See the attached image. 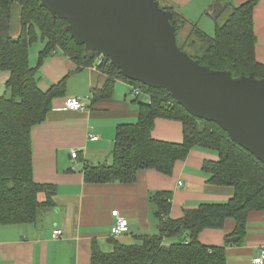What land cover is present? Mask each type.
<instances>
[{
	"label": "trees",
	"instance_id": "trees-1",
	"mask_svg": "<svg viewBox=\"0 0 264 264\" xmlns=\"http://www.w3.org/2000/svg\"><path fill=\"white\" fill-rule=\"evenodd\" d=\"M158 2L172 14L170 24L176 29L179 49L200 65L229 71L234 78L252 74L264 79V65L255 57L253 10L257 0H248L237 8H232L229 0H214L206 13L215 22L212 36L185 20L172 5L163 0ZM14 6L19 8L17 38L10 35ZM66 25L64 20L53 19L39 0H0V71L9 72L5 93L0 97V227L34 224L41 209L52 206L54 186L38 184L33 179L31 131L45 121L52 101L64 96L67 77L41 91L38 71L43 61L59 50L80 70L91 67L102 57L97 70L105 75V81L102 88L93 91L92 104L111 100L116 83L123 81L131 88L130 104L138 115L133 123L117 125L110 163L83 165L84 183L130 185L145 170L170 176L177 162L184 161L192 149L200 148L218 158L203 163L208 183L231 188L233 195L223 203L199 204L185 210L180 218L172 219L171 193L152 192L148 204L158 222V234L140 236V243L131 245L110 239V252H103L92 243L89 264H226L225 249L241 244L246 236L248 215L264 213V165L231 141L216 123L187 113L167 90L130 81L107 58L97 52L86 53L85 47L75 44L64 31ZM38 35L43 48L37 54L36 64L31 66L29 49ZM197 45L199 55L195 52ZM133 90H138L139 95H134ZM157 119L180 122L182 141L154 139L152 130ZM40 194L44 195V201H39ZM226 220L235 223L233 233L226 239L238 237L237 242L227 244L225 239L223 246L211 247L199 241L202 231L221 230Z\"/></svg>",
	"mask_w": 264,
	"mask_h": 264
},
{
	"label": "crops",
	"instance_id": "crops-1",
	"mask_svg": "<svg viewBox=\"0 0 264 264\" xmlns=\"http://www.w3.org/2000/svg\"><path fill=\"white\" fill-rule=\"evenodd\" d=\"M213 1L163 0L185 20L211 35L215 22L206 13ZM246 1L229 0V4L237 8ZM253 24L255 57L264 65V0H257ZM19 33V8L14 6L10 35L17 38ZM29 58H32L30 53ZM38 73V88L43 92L67 77L64 96L52 101L45 121L31 131L33 179L38 184L53 185L55 193L52 206L41 209L36 223L0 227V264H89L92 243L103 252L112 251L110 239L124 245L140 243L138 237L158 233L157 221L148 204V195L152 192L171 193L169 215L172 219L180 218L185 210L199 204L223 203L232 197L231 188L208 183L203 163L218 158L213 152L200 148L192 149L184 161L177 162L170 176L145 170L139 172L130 185L85 184L83 165L110 163L117 125L137 119V110L130 104L131 88L119 81L111 100L92 104L93 91L102 88L105 75L93 65L76 70V65L59 50L43 61ZM8 78L9 72L0 71V97L5 93ZM76 96L82 99L83 110H62L64 101ZM91 137L97 140L92 141ZM152 137L180 143L182 125L177 121L157 119ZM72 151H77L75 159L71 158ZM44 199L40 194L39 201ZM113 210L128 221L127 234L110 236V228L115 223L111 215ZM56 228L62 231L59 238L53 237ZM234 228V221L226 220L223 229L204 230L198 239L206 246L220 247ZM261 250H264V213L252 212L248 215L246 236L241 244L226 247V264H251Z\"/></svg>",
	"mask_w": 264,
	"mask_h": 264
},
{
	"label": "water",
	"instance_id": "water-1",
	"mask_svg": "<svg viewBox=\"0 0 264 264\" xmlns=\"http://www.w3.org/2000/svg\"><path fill=\"white\" fill-rule=\"evenodd\" d=\"M86 53L107 58L121 75L167 90L190 115L216 123L264 165V79L232 77L200 65L177 45L172 14L158 0H39ZM231 237L225 243H235Z\"/></svg>",
	"mask_w": 264,
	"mask_h": 264
},
{
	"label": "built area",
	"instance_id": "built-area-1",
	"mask_svg": "<svg viewBox=\"0 0 264 264\" xmlns=\"http://www.w3.org/2000/svg\"><path fill=\"white\" fill-rule=\"evenodd\" d=\"M102 58V57H101ZM101 58L99 57L96 61V63L93 65L94 68L97 69V65L100 63ZM134 95H139L138 90H133ZM84 108V103L80 97H70L67 98L64 101L62 110L64 111H80L83 110ZM92 141L97 140V137H91L90 138ZM77 157V151H72L71 152V158L75 159ZM111 215L115 218V223L114 225L111 226L110 228V236L111 237H117L123 234H127L129 231V225L128 221L122 217L117 210L111 211ZM62 235V231L60 229H55L53 231V237L54 238H59ZM251 264H264V250H261L258 257L254 258L251 262Z\"/></svg>",
	"mask_w": 264,
	"mask_h": 264
},
{
	"label": "rangeland",
	"instance_id": "rangeland-1",
	"mask_svg": "<svg viewBox=\"0 0 264 264\" xmlns=\"http://www.w3.org/2000/svg\"><path fill=\"white\" fill-rule=\"evenodd\" d=\"M222 17H225L224 15H222ZM213 33H212V35L214 34V31H212ZM205 34H207L206 32H205ZM208 36H212L211 34H207ZM180 36V35H179ZM42 48H43V42L41 41V38L39 37V35H38V39H37V42H35L31 47H30V49H29V53H30V55H31V57L32 58H29L30 59V65L31 66H34L35 64H36V62H37V54H38V52L40 51V50H42ZM200 45H197V47H196V50H195V52L199 55L200 54ZM35 60H36V62H35ZM140 99H142V100H144V101H146L147 100V98H145V97H140ZM124 123H132L131 121H126V122H124ZM124 123H122V124H124ZM119 124H121V123H119ZM150 206V205H149ZM150 211H151V209H150ZM151 215H152V217L154 218V216H153V214H152V211H151ZM155 219V218H154ZM156 220V219H155ZM157 221V220H156ZM157 225H158V222H157ZM158 234V233H157ZM157 234H155V235H157Z\"/></svg>",
	"mask_w": 264,
	"mask_h": 264
}]
</instances>
